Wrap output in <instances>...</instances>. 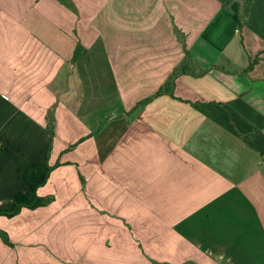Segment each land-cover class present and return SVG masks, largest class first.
I'll return each instance as SVG.
<instances>
[{
    "label": "crops",
    "instance_id": "0c3cea01",
    "mask_svg": "<svg viewBox=\"0 0 264 264\" xmlns=\"http://www.w3.org/2000/svg\"><path fill=\"white\" fill-rule=\"evenodd\" d=\"M0 141V264H264V0H0Z\"/></svg>",
    "mask_w": 264,
    "mask_h": 264
},
{
    "label": "trees",
    "instance_id": "16d2710c",
    "mask_svg": "<svg viewBox=\"0 0 264 264\" xmlns=\"http://www.w3.org/2000/svg\"><path fill=\"white\" fill-rule=\"evenodd\" d=\"M233 10L238 17V8L234 4ZM79 52V47L77 48L75 58H77ZM189 55L186 57V62H189ZM187 69V65L185 61L180 65L178 68L174 70V72L171 74L170 78L166 81V83L160 88L157 94L163 93V92H174L175 87V80L176 77L181 74L182 72H185ZM1 150V147H0ZM53 166H42L36 163L31 164L25 171L24 176L27 179V181L30 183V186L32 188L33 194L29 195L23 191H19L16 194V200L13 205L9 207H0V215H6L8 217H13L16 214H18L23 207H29V208H37L39 206H44L50 204L54 199L55 196L53 195H46L41 196L37 194L38 187L44 185L51 174V171L53 170ZM0 235L3 238V240L10 244L14 245L11 241L8 232L0 227Z\"/></svg>",
    "mask_w": 264,
    "mask_h": 264
},
{
    "label": "built area",
    "instance_id": "2783aa9c",
    "mask_svg": "<svg viewBox=\"0 0 264 264\" xmlns=\"http://www.w3.org/2000/svg\"><path fill=\"white\" fill-rule=\"evenodd\" d=\"M1 145H2V142L0 141V147H1Z\"/></svg>",
    "mask_w": 264,
    "mask_h": 264
}]
</instances>
